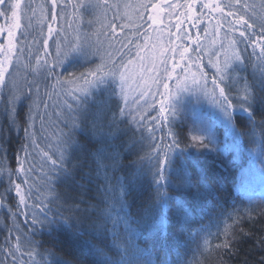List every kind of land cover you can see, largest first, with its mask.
<instances>
[{
    "label": "snow or ice",
    "instance_id": "6c2138e0",
    "mask_svg": "<svg viewBox=\"0 0 264 264\" xmlns=\"http://www.w3.org/2000/svg\"><path fill=\"white\" fill-rule=\"evenodd\" d=\"M38 7L41 12L38 23L46 24L47 33L45 34L41 27L40 39L34 38L29 44L26 39L21 40L17 33L26 36L28 30L33 27L32 20L36 15L34 0H0V20L4 21L0 23V106L8 116L9 128L19 129L23 133V138L17 146L15 166H12L10 158L6 155L8 150L3 137H0V207L5 206V200L12 192L18 198L16 211L11 212V226L7 223V216L0 222V231L7 229L11 237H5L4 246L0 247V264H48L34 258L37 248L42 247L36 233L49 223L52 214V207L49 205L56 206L59 210L62 196L60 191L57 192V188L71 179L75 170L94 165L95 173H102L105 178V202L110 203L117 199L121 203L124 202L123 188L110 181L111 170L122 164V154L112 148V142L120 131L122 118L130 119L138 129L149 133L147 148L140 159L156 160L148 174L151 175L152 185L155 186L153 190L161 197L164 208L159 224L154 225L158 231L166 234L167 213L170 210L168 201H171V207L181 224L187 222L198 203L218 204L217 192L220 190L224 174L220 173L218 176V169L212 164L199 167V170L193 168L191 172L178 171L173 178L169 174V157L173 149L180 147V144L171 130L167 133L171 137L170 143L165 142L164 137H160L161 142L157 143L156 122L161 117L167 119L165 105L173 93L170 92L166 80L173 78L177 68H180L181 72L176 76V89L187 87L185 82L191 78L192 83L197 85L225 116L231 118L234 115L238 100L242 101L240 108L244 109V104L252 97L248 84L241 86L239 83L234 67L245 60L251 63V58L255 57L259 66L264 68V15L258 17L256 12L257 7L264 10V0H260L259 5L250 3L249 0H138L135 6L124 5L125 9L134 7L136 22L132 35H142L143 44L134 42L127 36L121 40L114 39L112 25L121 17L116 15L113 20L108 21L107 12L119 6L110 5L108 0H94L91 7L99 11L97 19L106 22L102 23V27L108 32L105 36L107 48H103L101 42L96 51H87L88 55L99 56L100 63L96 64L94 70L82 72L78 76H63L57 72L69 53L79 49V45H76L65 50L62 47L60 29L53 27L61 18L64 6L60 0H50L49 4ZM124 15L127 16V13ZM164 16L168 18L167 24L164 23ZM256 18L260 20L259 31H254L257 28ZM249 19L253 22L250 23ZM128 26L127 23L121 25L122 28ZM190 29H196L195 38ZM50 40L55 46L54 54L48 51L52 47ZM185 42L196 46L192 49L195 52L194 57L189 55L190 49ZM117 43L120 44L119 48L116 47ZM132 43H135L136 48L134 54L131 49L128 52L121 51ZM249 47L252 49L250 53L247 52ZM41 51L44 52L43 58L40 56ZM202 54L209 56L208 65L204 67L215 69L211 87L208 86L207 73L202 68ZM50 55L51 60L47 58ZM25 56L35 59L34 67L30 63H23ZM169 61L172 62L171 68ZM21 67L30 68L34 74L33 79L29 80L26 75L21 76ZM36 76H42L43 80L54 77L55 83L49 85V90L41 94L42 81ZM132 85L139 90L142 99L159 94L160 87L164 89L159 114L157 117H151L152 128H148L145 121L149 118L148 109L154 108V104L146 101L147 107L131 110L129 95L130 91L136 90L132 89ZM153 86L156 88L155 93L152 92ZM98 90H101V93L108 91L110 95L100 99ZM45 97L48 100L61 97V102L55 105L60 109L55 113L56 121L49 116V108L52 105L48 104ZM112 97H118L114 106ZM120 101H123L124 107L120 106ZM37 120L40 123V136L46 139L43 148L38 143L39 137L35 130ZM61 123L63 126H60ZM53 128L55 131H52ZM232 134L233 137L238 135L235 129ZM82 135L98 142L100 147L89 151L79 139ZM212 135L209 129L207 136L194 134L191 141L212 153L213 142L209 139ZM232 148L237 150L238 145L233 144ZM34 154L40 155L47 167V179L44 181L46 191L40 195L33 192L36 185L31 180V173L35 169L32 163ZM224 163L227 166V162ZM92 170L89 168V171ZM173 180L178 182L173 184ZM161 185L166 186L162 193L159 191ZM172 187L179 194L186 196V199L179 198V195L169 197L167 190ZM30 200L34 202L29 204ZM19 216L30 218V223L22 224L18 220ZM230 227L226 226V234ZM12 233L16 235L13 236ZM207 243L205 241V244ZM21 249L25 250L28 261L18 260L17 254ZM46 251L51 253L50 249Z\"/></svg>",
    "mask_w": 264,
    "mask_h": 264
},
{
    "label": "trees",
    "instance_id": "16d2710c",
    "mask_svg": "<svg viewBox=\"0 0 264 264\" xmlns=\"http://www.w3.org/2000/svg\"><path fill=\"white\" fill-rule=\"evenodd\" d=\"M60 2L64 6L63 18L57 20V25L63 24L70 18L71 31L81 36L90 33L93 38L97 37L93 27L99 11L91 7L94 0H85L86 4H83L84 0ZM249 2L259 5L260 0H249ZM108 3L116 4L112 0H108ZM256 12L258 17L264 15V10L259 7ZM112 14L117 15L116 8L107 12V19L110 20ZM119 21L120 19L117 20ZM249 22L253 20L249 19ZM255 23L257 28L254 31H259L260 20L256 18ZM32 24L33 27L28 30L26 36L18 32L19 38L26 39L29 44L34 38L40 39V29L44 25L33 21ZM44 33L46 34L45 30ZM132 33L133 31L128 37H134ZM67 35L72 37L73 34ZM60 36H64L61 30ZM121 36L125 37L126 34ZM140 37L143 36H139V39ZM49 43L52 47L48 51L53 54L55 46L51 40ZM195 47L193 44L189 47V55L193 57L195 52L192 49ZM251 51L249 47L247 52ZM40 56L44 57L43 51L40 52ZM202 56V68L207 73L208 86L211 87V78L215 69L210 66L204 67L208 65L209 56L203 54ZM47 58L51 60L52 56ZM79 58L88 63L92 60L91 57L84 59L83 55L81 57L79 55ZM23 59V62L30 63L33 67L36 64L35 59H30L28 56ZM220 59L223 61V56ZM251 61L250 63L245 60L235 65L234 71L241 86L244 83L248 84L252 98L244 104V109L240 108L242 101L238 100L231 118L223 113L226 122L222 121L221 125V131L225 136L238 145L241 158L236 163L219 154L194 149L188 138L184 112L167 110L165 112L167 119L161 117L156 122L157 143L161 142L160 137H164L165 142L170 143L171 137L167 133L171 130L180 144V147L173 149L169 157V174L173 178L178 171L191 172L193 168L199 170V167L212 166V164L218 169V176L220 173L224 174L220 190L217 192L218 204L198 203L187 222L181 224L171 207V201H168L170 210L167 213L166 234L158 231L154 225L159 224L164 208L161 197L153 190L155 186L152 185L151 175L148 174L149 169L156 164V160L140 159L147 148L149 133L138 129L130 119L122 118L120 131L112 142V148L122 154V164L111 170L110 181L123 188L124 202L121 203L118 199L110 203L105 202L104 197L107 193L105 178L102 173L101 175L95 173L94 165L75 170L72 178L57 188V192L60 191L62 196L59 210L56 206L49 205L52 207L49 223L36 233L37 239L42 242V247L37 248L35 260H43L48 264H264V197L252 201L235 192L238 176L247 164L250 149L257 148L260 158L264 160V68L259 66L255 57H252ZM26 70L27 78L31 80L33 78L31 69ZM57 72L60 73L59 68ZM37 79L42 81L41 94L49 90V85L55 83L54 77L43 80L42 76H37ZM100 91H97L100 99L110 95L108 91L102 93ZM111 99L114 106L118 97ZM45 100L52 105L49 108V116L56 121L55 113L60 109L55 105L61 102V97H54L53 100L45 97ZM120 106L124 107L123 101H120ZM148 113L149 118L145 123L148 128H152L151 117H157L159 114L157 105L154 104V108L148 109ZM60 126H63L62 123ZM233 129L238 133L235 137L232 134ZM35 130L39 137L38 143L41 148L45 147L46 139L40 136L38 120ZM52 131H55V128ZM0 137H3L8 150L6 155L10 158L12 166H15L17 146L23 138V133L19 129L9 128V119L7 114L3 113L2 106H0ZM79 139L89 151L100 147L98 142L83 135ZM34 155L35 159L32 163L35 169L31 173V180L36 185L33 192L40 195L46 191L44 181L47 179L45 176L47 167L40 155ZM224 162H227V166ZM89 168L93 170L89 171ZM177 182L173 180V184ZM4 184L6 186V179ZM165 190L166 186L161 185L159 191L162 193ZM167 195L169 197L179 195V198L186 199V196L176 192L174 187L167 190ZM16 202L18 198L12 192L5 200V206L0 207V222L7 216V223L11 226L13 219L11 212L16 211ZM33 202L30 200L29 204ZM18 220L22 224L30 223V218L25 216H19ZM227 225L231 227L226 234ZM5 237H9L7 229L0 231V247L4 246ZM205 241L208 243L205 244ZM225 241H227L226 245ZM49 249L55 255L46 251ZM17 257L19 261L29 260L24 249H21ZM8 259L11 260V257Z\"/></svg>",
    "mask_w": 264,
    "mask_h": 264
},
{
    "label": "rangeland",
    "instance_id": "374dc122",
    "mask_svg": "<svg viewBox=\"0 0 264 264\" xmlns=\"http://www.w3.org/2000/svg\"><path fill=\"white\" fill-rule=\"evenodd\" d=\"M112 1H115L116 4L114 5L119 6L114 8H116L117 15L121 17L119 22H117L118 20L117 19L112 25V27L114 28L112 37L116 40H121L124 38V36L121 35L126 34V36L128 37L131 31L133 32L135 31L134 23L136 22V14L134 7H129L125 9L124 5L135 6L138 3V0H112ZM160 2H164V0H160ZM49 3L50 0H42V1L34 0V7H36V15L32 20L33 22L35 23L38 22L41 16L40 8L38 6ZM83 4H86L85 0ZM125 12L127 13V16L124 15ZM98 16H96L93 27L94 31L97 32L96 33L97 37L94 38L93 35H91L90 33H86L85 35L81 36L71 31L70 29L71 27L69 26L71 23L70 18H68L61 25H57L56 23L53 25V27L60 29L61 32L64 33V36L61 37H62V47L65 50L70 49L76 45H79V49L70 52L68 57L65 59L64 64L61 66V68H59L60 73L63 76H67L69 74H75L78 76L82 72L87 73L89 70H94L96 64L100 63L99 56H91L88 55L87 52L89 50L96 51L97 48L100 47L101 42H103V48H107V41L105 40V36L108 35V32L104 27H102V23H106V22L99 21L97 19ZM113 16L116 15L114 14ZM113 16L110 17V20L109 19L107 20L108 21L113 20ZM62 18L63 16H61L60 19ZM163 20L164 23L167 24L168 22L167 16H164ZM3 22H4L3 20H0V23ZM126 23L129 24V26L127 28H122L121 25ZM43 27H44L43 30H45V32L47 33L46 24H44ZM185 27H187V25ZM142 29L143 28H141L140 31ZM142 32L143 31H141V33ZM190 32L193 38H195L196 29H190ZM69 33L70 35L73 34L72 37H70L69 35L66 36V34ZM17 36L19 37L18 33ZM128 38L140 44L144 43L143 37H140V39L139 37L136 36L128 37ZM185 43H188V47H191V44L189 42H185ZM116 47L119 48L120 44L117 43ZM129 49H131V52L134 54L136 51L135 43L128 44L127 47L122 48L121 51L128 52ZM54 53H55V48L53 49V54ZM79 55L80 57L83 55L84 59L91 57L92 60L88 63L82 58H79ZM171 63L172 62L169 61V68H171ZM19 71L21 76H25V75L27 76L26 73L27 70L25 68L21 67ZM193 71H195L194 68ZM180 72L181 69L177 68L176 72L173 73V78L170 80H166V82L170 86V92L173 93V95L170 97L167 104L165 105L166 109L168 111L180 110L181 112H184L185 114L184 117L186 118V125L188 127V132H189L188 138H190V144L194 149L207 151L206 148L198 147L195 142L191 141V136L194 134L202 137L207 136L208 130L210 129L213 133L212 137L209 138L213 142L212 153L219 154L220 156L226 157L232 160L234 163H236L241 158L239 154V149L233 150L232 145L235 144V142L233 140H229V138H227V136H225V134L221 131L222 121L226 122L223 115V111L219 107H217L214 103H212L211 100L205 95V93L202 90L198 88L197 85L192 83L191 78H189V80L185 82L187 87L176 89L175 88L176 76L180 74ZM33 76L34 74L32 73V77ZM132 89H136V86L132 85ZM152 92L153 93L156 92L155 86H153ZM163 93H164V89L163 87H160L159 94H156L154 97L149 96L142 99L140 98L139 90L136 89L130 91L128 103L131 110L133 111L142 107H147L146 101L147 103L156 104L159 109L160 101L164 99ZM204 108L205 110H203ZM219 149L220 152L218 153ZM238 177L239 180L235 187V192L237 194L243 196V198H246L247 200H252V201L258 199V197L259 198L264 197V160L260 158L257 148L250 149L247 164L241 170L240 176Z\"/></svg>",
    "mask_w": 264,
    "mask_h": 264
}]
</instances>
